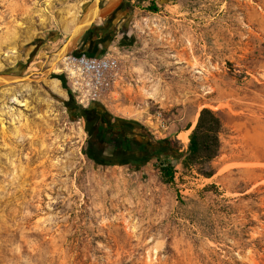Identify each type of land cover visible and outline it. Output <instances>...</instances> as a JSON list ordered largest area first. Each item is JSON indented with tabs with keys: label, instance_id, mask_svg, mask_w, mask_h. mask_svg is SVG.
Returning <instances> with one entry per match:
<instances>
[{
	"label": "rangeland",
	"instance_id": "obj_1",
	"mask_svg": "<svg viewBox=\"0 0 264 264\" xmlns=\"http://www.w3.org/2000/svg\"><path fill=\"white\" fill-rule=\"evenodd\" d=\"M89 1L0 0V72L39 78L0 87V264H264V0H124L106 25L123 65L95 101L108 117L170 138L169 160L203 107L223 121L214 174L177 164L173 183L156 158L93 156L62 58L46 74Z\"/></svg>",
	"mask_w": 264,
	"mask_h": 264
},
{
	"label": "trees",
	"instance_id": "obj_2",
	"mask_svg": "<svg viewBox=\"0 0 264 264\" xmlns=\"http://www.w3.org/2000/svg\"><path fill=\"white\" fill-rule=\"evenodd\" d=\"M128 5H130L128 3ZM150 10L156 11L157 6L155 2L153 1L152 4L149 5ZM109 19V18H108ZM107 19V20H108ZM93 32V29L89 28L85 35L83 36V43L80 45V47L75 50V53H83L89 55H99L102 54L105 51V47L100 50L99 53L90 51V49H84V42L88 38V36ZM101 39L104 41L108 40V34L105 33V35L101 36ZM83 48V49H82ZM21 73V71H16ZM59 78L63 80V82H66V78L64 74H59ZM70 90V89H69ZM71 96L75 97V93H73L70 90ZM97 105V102H91L86 108L82 106V109L89 113V110ZM98 106V105H97ZM191 125L188 126L190 128ZM223 128V121L221 117L211 108L203 107L198 114V118L196 120L195 125L191 129V132L189 133V142L187 146V150L185 152H181L179 156L175 157L174 160H169L168 155H173V148L172 144L168 145L167 143L170 138H163V139H156L153 138V136L150 134V138L155 139L157 142H162L165 149H168L167 152L160 150L157 157H155L158 160V170L161 174V177L164 182L166 183H173L176 177L177 172V164H181L184 168H192L197 167V170L199 173L210 177L214 174V170L212 168L205 169L203 168V164L206 162L212 161L220 152L221 149V139H220V133ZM172 142V141H171ZM163 155V156H162ZM210 189L217 190L216 184H209L204 186V188L201 190V192L205 193ZM243 197H248V194H245ZM230 200L233 201L231 198ZM232 208L233 204L226 203L221 209L218 214L220 215V218L218 219L219 226L225 227L226 223L232 220ZM231 216V217H230ZM235 219V218H233ZM202 235L208 238H211V234L209 232H202ZM216 242H219L220 240L217 238H213Z\"/></svg>",
	"mask_w": 264,
	"mask_h": 264
},
{
	"label": "flooded vegetation",
	"instance_id": "obj_3",
	"mask_svg": "<svg viewBox=\"0 0 264 264\" xmlns=\"http://www.w3.org/2000/svg\"><path fill=\"white\" fill-rule=\"evenodd\" d=\"M118 11L107 20L114 28L116 24L113 18ZM85 117L89 132L88 151L105 164L141 165L157 157L161 149L165 152L168 150L162 142L150 138L149 131L143 125L122 117H108L106 111L97 105L91 108ZM167 144L172 142L169 140Z\"/></svg>",
	"mask_w": 264,
	"mask_h": 264
},
{
	"label": "built area",
	"instance_id": "obj_4",
	"mask_svg": "<svg viewBox=\"0 0 264 264\" xmlns=\"http://www.w3.org/2000/svg\"><path fill=\"white\" fill-rule=\"evenodd\" d=\"M122 69L117 44H111L99 55L72 51L62 61V71L68 79L69 89L85 107L94 101L107 100L117 91L122 79ZM163 125L162 120H159L158 126Z\"/></svg>",
	"mask_w": 264,
	"mask_h": 264
},
{
	"label": "water",
	"instance_id": "obj_5",
	"mask_svg": "<svg viewBox=\"0 0 264 264\" xmlns=\"http://www.w3.org/2000/svg\"><path fill=\"white\" fill-rule=\"evenodd\" d=\"M105 4L102 5L103 0H90L79 19L77 20L73 31L69 34L66 41L58 50L56 57H65L72 50L73 46L78 43L79 38L85 34V32L91 28V26L100 18H108L114 11L115 7L119 4L121 0H105ZM46 73L49 74L50 70L47 69ZM32 78L30 74H22L13 70H7L0 72V87L5 85L28 81Z\"/></svg>",
	"mask_w": 264,
	"mask_h": 264
},
{
	"label": "crops",
	"instance_id": "obj_6",
	"mask_svg": "<svg viewBox=\"0 0 264 264\" xmlns=\"http://www.w3.org/2000/svg\"><path fill=\"white\" fill-rule=\"evenodd\" d=\"M123 1L124 0H121L119 2V4L115 7L114 11L111 13L110 16H112L116 11H118L122 6H123ZM105 2L107 1H103L102 5L105 4ZM120 11H118L117 13H119ZM116 13V14H117ZM115 14V15H116ZM110 16L108 18H110ZM108 18H100L99 20H97L92 26H91V29H93V32L88 36V38L85 40L84 42V49H90V51H93V52H96V53H99L100 50L102 48H104L105 46V41L101 39V36L102 35H105V33L107 32V30L109 28H106L107 26L106 25H109L107 23V19ZM86 33V32H85ZM85 34H83L79 40H78V43L77 45L80 47V45H82L83 43V36ZM82 48V49H83Z\"/></svg>",
	"mask_w": 264,
	"mask_h": 264
},
{
	"label": "bare ground",
	"instance_id": "obj_7",
	"mask_svg": "<svg viewBox=\"0 0 264 264\" xmlns=\"http://www.w3.org/2000/svg\"><path fill=\"white\" fill-rule=\"evenodd\" d=\"M76 24V23H75ZM75 24L73 25V27H72V30H71V32L73 31V29H74V27H75ZM62 58V61L63 60H65V57H55L54 59H53V61H52V63H51V67L49 68V70L51 71L52 69H57L58 67H57V61L59 60V59H61ZM47 74V73H46ZM199 114V113H198ZM194 124H195V122H194ZM189 132H190V129H187V130H185V131H181V132H179V134H178V137H179V139L181 140V142L182 143H188V141H189Z\"/></svg>",
	"mask_w": 264,
	"mask_h": 264
}]
</instances>
